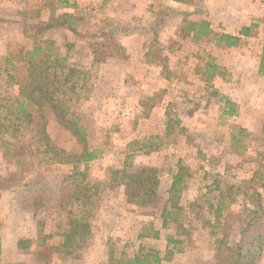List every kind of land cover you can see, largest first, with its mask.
<instances>
[{"label": "rangeland", "instance_id": "rangeland-1", "mask_svg": "<svg viewBox=\"0 0 264 264\" xmlns=\"http://www.w3.org/2000/svg\"><path fill=\"white\" fill-rule=\"evenodd\" d=\"M200 21L211 34L188 32ZM225 34L239 40L228 46ZM36 45L48 49L28 56ZM263 56L264 0H0V261L121 264L158 253L161 264H217L243 243L244 260L264 264ZM45 58L66 59L43 81L53 102L35 92L40 106L27 107L71 164L10 152L17 124L35 138L17 109L28 67L38 74ZM72 69V84L53 83ZM85 151L98 158H74ZM145 167L159 174V197L135 207L126 177ZM72 221L80 226L66 241Z\"/></svg>", "mask_w": 264, "mask_h": 264}, {"label": "trees", "instance_id": "trees-1", "mask_svg": "<svg viewBox=\"0 0 264 264\" xmlns=\"http://www.w3.org/2000/svg\"><path fill=\"white\" fill-rule=\"evenodd\" d=\"M177 2H186V0H174ZM65 23V20L62 23H58L56 25L50 24V23H41L39 27L43 26V29L45 30H51L55 27L63 28V24ZM199 26V28H197ZM70 28V27H69ZM70 30L74 31V29ZM188 32L194 31L196 33V36H201V35H209L211 34V28L210 24L207 21H200V23H194V22H189L188 27H187ZM241 35H248L249 34V29L244 28L241 30ZM112 38H115L116 36L112 33L109 35ZM222 40H227L228 41V46H233L237 43L239 40L238 37H233L230 35H222L221 36ZM118 48H121V46L118 45ZM48 48H42L39 46H35L32 51H28L27 55L30 57H36L41 53L42 51L47 50ZM96 55L101 56L103 54L102 51H97ZM66 61V59H62L60 65L54 63L51 65H47L50 61L40 59L38 60L37 64L41 68H44L43 70L39 69V73L35 74V65H31L28 67V77L25 82V84L22 86L20 85V93L22 96V101L19 103L18 109H17V116L24 118L23 120H26L29 124H35L37 125L36 131H35V138L33 141L28 142L26 141L27 136L29 134H32L34 132V129H22V124H17L16 126V132H19L20 134L18 136L15 135V144L13 145L11 149V153L20 155V156H26L30 160L37 158L39 156L47 158L46 163H59V164H71L72 161L71 159L64 160L61 158L62 153L59 151V149L52 144L50 137L46 133V129L44 126V121H40L39 118L37 121L33 118V113L30 111L28 108L31 104H35L40 106V100L37 98L38 95H34V93H41L46 100H48L50 103L53 102V99H50L51 95H54V93H50L49 89L47 88V85L43 82L46 79H48L50 75V69H56L57 67H62L63 63ZM96 61H100L99 57H96ZM54 69V70H55ZM76 71L74 69L69 70L68 76L65 77V79L62 81L61 79H58L55 74L52 76L53 83L63 86V84H68L69 82L72 84L70 77L75 76ZM35 74V75H34ZM214 75V71H212V74L210 78ZM259 75L264 77V56L262 57L260 61V66H259ZM82 76V75H81ZM62 78V76H61ZM69 83V84H70ZM27 87H33V91H28L27 92ZM71 89L75 90V85H71ZM52 98V97H51ZM72 96L69 98V101H75ZM68 103H64L65 105ZM28 105V107H27ZM59 106H63L61 103L58 104V106H54L56 110H60ZM60 113V112H58ZM229 114H232L230 112ZM41 117V115H39ZM74 121H77L76 118H73ZM36 121V122H35ZM24 132H23V131ZM25 150H29L28 153H23ZM77 161L83 162V163H88L91 161H94L98 158V155L95 151H85L81 156H74ZM25 159V158H24ZM262 174V180L264 181V172ZM160 177L158 172L154 168H141L135 172L127 174L126 177V188H127V202L130 205H133L135 207H150V206H155L158 201V193H159V187H160ZM182 183V174L178 173L174 179V183L170 189V192L172 193L175 188H177L180 184ZM167 209L166 207L164 208V211L162 213L163 217V225H166L168 222V218L166 216ZM78 223L76 221H72V223L69 224L70 230L65 232L66 235V241H70L73 235L77 233L78 229ZM80 226V225H79ZM251 224L247 226V229L243 231V238L245 237V234L248 233L249 229L251 228ZM261 237V235L259 236ZM264 236H262L263 238ZM170 243H173L175 246L177 244V241L171 240ZM244 244H238L236 248L233 250L226 249L229 254H223L220 252V255L218 256L217 259V264H251L254 261V257L248 258L244 260L245 255L242 249L244 248ZM0 251H1V244H0ZM175 251V247L173 249H170L168 251V255L171 256ZM252 251H249L248 249V255H251ZM153 253V252H150ZM158 253H153V254H145L144 256H135L133 258L127 259L126 261H122L121 264H161L162 259L158 257ZM244 260V261H243Z\"/></svg>", "mask_w": 264, "mask_h": 264}, {"label": "crops", "instance_id": "crops-1", "mask_svg": "<svg viewBox=\"0 0 264 264\" xmlns=\"http://www.w3.org/2000/svg\"><path fill=\"white\" fill-rule=\"evenodd\" d=\"M73 3H75V1L73 2ZM246 28V27H245ZM6 250H7V248H6V243H5V240H4V238H3V240H2V243H1V253H0V258H2V256H4L5 254H6ZM3 262L4 261H0V263L1 264H3ZM14 262H16V261H14Z\"/></svg>", "mask_w": 264, "mask_h": 264}]
</instances>
